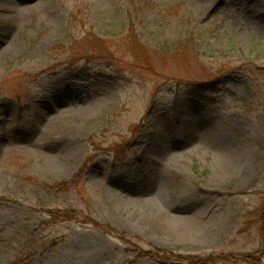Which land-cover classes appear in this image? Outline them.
<instances>
[{
    "label": "rangeland",
    "instance_id": "obj_1",
    "mask_svg": "<svg viewBox=\"0 0 264 264\" xmlns=\"http://www.w3.org/2000/svg\"><path fill=\"white\" fill-rule=\"evenodd\" d=\"M212 255L264 264V0H0V264Z\"/></svg>",
    "mask_w": 264,
    "mask_h": 264
},
{
    "label": "trees",
    "instance_id": "obj_2",
    "mask_svg": "<svg viewBox=\"0 0 264 264\" xmlns=\"http://www.w3.org/2000/svg\"><path fill=\"white\" fill-rule=\"evenodd\" d=\"M212 256H209V258L212 259V262H211L212 264H216V263H218L220 261H228V260H230V258L227 255H224V256H221V257H215L214 255H212ZM206 259H207V257L204 258V260H206ZM204 263L208 264L207 261H205Z\"/></svg>",
    "mask_w": 264,
    "mask_h": 264
}]
</instances>
